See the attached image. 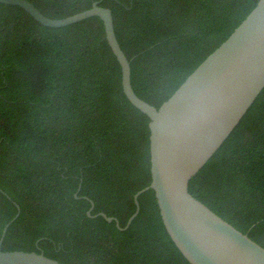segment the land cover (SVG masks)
<instances>
[{
    "label": "trees",
    "instance_id": "16d2710c",
    "mask_svg": "<svg viewBox=\"0 0 264 264\" xmlns=\"http://www.w3.org/2000/svg\"><path fill=\"white\" fill-rule=\"evenodd\" d=\"M29 1L54 19L109 7L133 88L159 107L259 0ZM149 123L123 91L99 16L50 27L0 3V238L20 206L2 250L62 264H191L154 190L125 230L99 215L125 227L151 183ZM189 189L264 246V89Z\"/></svg>",
    "mask_w": 264,
    "mask_h": 264
},
{
    "label": "water",
    "instance_id": "95a60500",
    "mask_svg": "<svg viewBox=\"0 0 264 264\" xmlns=\"http://www.w3.org/2000/svg\"><path fill=\"white\" fill-rule=\"evenodd\" d=\"M0 3L18 5L50 27L99 16L122 68L124 93L150 118L151 183L134 195L136 210L125 227L116 217L99 215L125 230L140 212L139 196L152 189L169 235L191 264H264V246L189 189L191 179L223 145L264 89V0L258 1L232 34L159 107L135 92L131 63L116 36L113 12L100 1L58 19L47 17L29 0ZM91 204L89 216L94 208L93 201ZM17 208L18 213L6 224L0 238V264H62L43 252L2 250L6 232L20 214L18 204Z\"/></svg>",
    "mask_w": 264,
    "mask_h": 264
}]
</instances>
